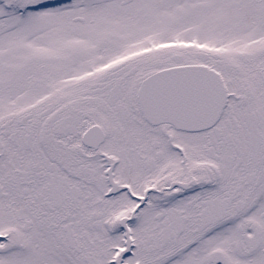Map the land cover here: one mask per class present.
Returning a JSON list of instances; mask_svg holds the SVG:
<instances>
[{
    "label": "snow or ice",
    "instance_id": "6c2138e0",
    "mask_svg": "<svg viewBox=\"0 0 264 264\" xmlns=\"http://www.w3.org/2000/svg\"><path fill=\"white\" fill-rule=\"evenodd\" d=\"M0 264H264V0H0Z\"/></svg>",
    "mask_w": 264,
    "mask_h": 264
}]
</instances>
